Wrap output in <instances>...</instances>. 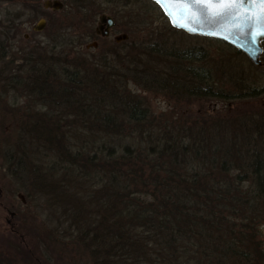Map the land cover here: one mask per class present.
<instances>
[{
	"label": "rangeland",
	"instance_id": "rangeland-1",
	"mask_svg": "<svg viewBox=\"0 0 264 264\" xmlns=\"http://www.w3.org/2000/svg\"><path fill=\"white\" fill-rule=\"evenodd\" d=\"M45 1L52 0H0V263L4 261L12 262L11 264H98L92 254V246L82 239L88 227L87 223H90L87 222L88 220L86 223L85 219H88L87 216L97 218V214L93 207L89 210V207L86 208L84 204L90 200H86L87 196L99 195L107 191V187L110 190L109 187H115V185L109 186L105 180L93 178L94 172L89 167L84 168L80 165L72 169L68 167L63 143L56 144L54 147L48 143L46 148L41 150L36 141L33 150V145L29 142V145L23 151L21 150L19 147L21 140L26 141L28 135L18 131V124H28L30 120L38 122V119H44L41 115L45 113V110L35 106L41 99L30 93L31 88L15 91L14 87L12 91L7 81L11 75H15L17 80L25 81L21 87L28 83L29 70L15 57L17 46L15 41H18V46L21 48L26 45L25 42L23 43L24 35L43 43L47 38H50L52 43L62 40L64 44L61 51L64 53L59 56V51H55L52 55L61 59L59 61L63 64H66L68 60L81 67L73 68L71 65V68L66 71L73 69L72 73L77 71L81 77L89 75V79L96 85H93V92L85 93L90 96L93 94L97 96L100 92L104 94L105 90L110 88L108 78L112 75L134 71L147 79L145 69L150 70V73L157 75L159 79L168 80L169 83L173 80L181 84L186 83L189 90L193 89V86L188 83L190 78L185 74L191 69H196L195 71L199 73L209 70L208 77H211V80L220 81L218 85L224 89V92L234 91L230 76L233 77L232 80L241 78L238 79L241 80L239 84L246 80L260 89L264 87V44L263 53L260 56L261 64L256 67L244 55L235 54L233 48L220 42L191 37L174 31L160 10L148 0H58L63 3V10L59 13L49 11L51 17L48 26L41 33H34L37 19L28 18L26 11L28 9L23 8V5L28 2L42 6ZM100 15L112 17L115 21L116 27L109 39H90V37L76 39L80 34L92 33L96 29ZM15 23L20 27V33L16 36ZM122 34L128 36L127 42L114 44V38ZM92 44H96L97 49L86 47ZM186 52L192 55L198 54L203 58L200 67L185 61ZM46 58L50 59L48 55ZM64 58L67 60H62ZM197 68L200 69L197 70ZM56 72L60 76V71L56 70ZM164 74L167 76L165 77ZM137 79L136 77L135 80L130 79L128 82L123 80L124 85L116 81L114 87H120L122 95L127 93L138 98L154 113L153 117L149 116L145 129L149 130L155 138L160 135L158 133L160 129H165L167 134L172 130L174 132L170 134L174 135L177 132L178 135L175 138L184 137L182 139L188 146L195 145L200 135L205 138L215 136L211 131L212 128L214 131L216 128H222L218 123H212L215 118L210 120L209 117L234 118L264 109L263 96L235 103L227 99L224 104L216 99L194 101L193 98L185 95L178 97L167 90L145 89L142 84L137 83ZM49 81L52 83L51 77ZM104 95L106 96V93ZM104 95L97 97L99 99L96 100V102H103L106 106L101 107L100 112H113L107 108V103L110 101L108 98L104 101ZM52 99L55 101L54 104H60L67 97L60 96ZM116 99L120 97L116 95ZM122 102L130 101L124 98ZM124 123L122 130L125 131L124 136L138 143L135 137H129V130L136 133L138 129L130 126L133 123ZM78 124V127L80 126L78 131L83 132V124ZM177 124L178 130H175ZM69 127L70 124H63L65 132ZM140 133L145 134L144 128H141ZM218 134L221 136L220 132ZM167 136L163 137V144L166 143ZM111 138L115 146V140L118 138ZM253 139L256 141L255 137ZM221 140L215 139V142L210 145L217 148L221 143L223 147L225 142ZM129 143L132 144V141ZM66 144L70 148L68 151L72 154L78 150L82 151L79 139L77 141L67 139ZM211 152V149L207 152L203 151L205 154H211ZM83 153L87 154V150H83ZM228 176L234 178L236 173H228ZM244 177L246 176H241L242 180L240 179L237 185L240 187L237 192L241 194L238 192L235 198L239 199L242 205L247 202L246 213H242L241 208L239 211L236 203L231 205L226 212L225 223L221 222L212 229L213 243L202 253V255L211 254V258L204 260V264L208 262L210 264H242L240 259L233 257L241 252L239 250L241 246L254 250L258 259L256 264H264V221L263 224L255 226V232L251 226L246 227L248 231L244 229L240 231L242 224L240 225L239 220L245 214L246 218L254 216L264 219V203L258 198V194L253 192L252 181H244ZM218 178L223 184L228 181L224 180L222 175ZM229 191L234 192L232 189ZM96 198L94 196L93 200ZM80 199L84 205L83 212L78 210ZM87 209L90 211L88 215L85 213ZM76 210L79 213L75 214ZM11 214H15V232L4 224ZM98 215L100 217V214ZM70 217L79 220L80 224L69 221ZM77 226L78 231H76ZM94 226L96 227V223ZM232 237L240 243L233 241L227 244L226 238ZM248 240L252 242L250 245ZM208 241L211 243V239ZM196 261L201 262V258L197 256Z\"/></svg>",
	"mask_w": 264,
	"mask_h": 264
},
{
	"label": "trees",
	"instance_id": "trees-1",
	"mask_svg": "<svg viewBox=\"0 0 264 264\" xmlns=\"http://www.w3.org/2000/svg\"><path fill=\"white\" fill-rule=\"evenodd\" d=\"M41 7L40 4L32 5L28 2L23 5V8L30 11L31 19H37L42 15ZM90 35L91 33L80 34L76 39L82 40ZM55 51L60 53L61 50L50 49L53 55ZM235 54L240 55L236 52ZM42 55V52H35L37 59ZM53 55H50L48 62L42 61L40 70L29 69L26 86L21 87L25 81L23 79L17 81L15 75L7 79L12 91L14 87L15 91L29 87L36 92L31 90L33 96L45 100L44 102L39 100V103L35 104L37 108L42 107L45 110L41 115L44 119L18 124V131L28 135L26 141L21 140L19 147L23 151L30 142L34 150V145L36 146L38 141L37 145L44 150L48 143H51V147L63 143L68 167L71 169L79 165L89 167L94 172L93 178L98 177L100 181L103 179L109 186L115 185L109 187L110 190L107 187L108 192L87 196L86 200H90L84 204L89 210L93 207L97 214V218L87 216L85 222L88 220L90 223L86 222L88 227L82 235L84 242L92 246L95 261H98V264H202V262L204 264V260L211 258V254L202 253L213 243L212 229L221 222L225 223L226 212L231 205L236 203L238 210L241 208L242 213H246L247 202L243 203V206L240 200L235 198L239 192L237 190L240 189L237 185L241 176H246L244 181H252L253 192L255 191L264 203V109L234 118L209 117L210 120L213 118L217 120L214 119L212 123L216 122L222 127L215 129L221 136L212 128L215 136L205 138L200 135L195 145L188 146L182 139L184 137L175 138L177 132L174 135L170 134L174 132L170 129L169 135L165 133V129H160L158 132L160 135L155 138L145 129L149 116L153 117L154 113L138 98L127 93L122 95L121 88L114 87L115 82L119 81L124 85L128 80H135L137 77V83L142 84L145 89L167 90L178 97L185 95L193 98L194 101L216 99L223 104L227 99L235 103L264 97V87L258 89L246 80L239 84L241 80L238 79L241 78L232 80L233 77L230 76L234 91L224 92L218 85L220 81L208 77L209 70L201 72L207 74H201L196 72V69H191L185 74L190 78L188 83L193 86V89L189 90L186 83L181 84L174 80L169 83L168 80L165 81L161 77L159 79L157 75L145 69L147 79L134 71L112 75L108 78L110 88L108 91L105 90L106 96L103 92L97 96L94 94L90 96L85 93L93 92L95 84L89 79V75L81 77L77 71L72 73L73 69L66 71L71 65L73 68L81 67L66 58L62 59L67 60L66 64H63L59 61L61 59ZM184 56L187 63L195 64L197 67L203 63V58L198 54L186 52ZM56 70L60 71V76ZM50 77L53 84L49 81ZM101 95H104V101L108 98L111 102L107 103V108L113 112H100L101 107H106L103 102H96L99 99L97 97ZM116 95L120 99H116ZM60 96L67 99L62 100L60 104H54L52 98ZM124 98L130 102L123 103ZM31 119L33 120V117ZM124 122L133 123L130 126L138 129L136 133L129 130V137H135L138 143L124 136L125 131H122ZM64 123L70 124L66 132L63 128ZM78 123L83 124V132L78 131L80 130ZM141 128H144L145 134L140 133ZM175 130H178V124ZM110 136L118 138L115 140V146ZM165 136L167 139L163 144ZM95 138L98 140H93ZM67 139L76 141L79 139L82 151L70 153L68 151L70 148L66 144ZM215 139L219 141L222 139L225 145L222 147L220 143L219 147L216 148L214 145L212 147L210 144H213ZM131 141L132 144L129 143ZM210 149L211 154L203 153ZM83 150H87V154H84ZM228 173H236V177L231 178ZM84 174L86 175L85 172ZM220 175L228 181L221 183L218 178ZM230 189L234 192H230ZM94 196L97 197L96 200H93ZM224 196L231 198L224 199ZM78 201V210L83 212L84 205L81 199ZM78 210L75 214L79 213ZM89 212L88 209L85 211L87 215ZM244 218L246 214L239 220L240 225L242 224L240 231L242 229L248 231L246 227L251 226L255 232V226L263 224L264 221L263 217ZM70 220L77 225L80 224L79 220L71 217ZM85 222L82 220L83 224ZM76 228L78 231V226ZM210 239L211 243L208 241ZM226 241L227 244L233 241L240 243L235 241L234 237L226 238ZM248 242L249 245L252 243L251 240ZM239 250L240 253L233 255L235 259H240L242 264L257 263V254L255 256L254 250L243 246L241 249L239 247ZM197 256L201 258V262L196 261Z\"/></svg>",
	"mask_w": 264,
	"mask_h": 264
},
{
	"label": "snow or ice",
	"instance_id": "snow-or-ice-1",
	"mask_svg": "<svg viewBox=\"0 0 264 264\" xmlns=\"http://www.w3.org/2000/svg\"><path fill=\"white\" fill-rule=\"evenodd\" d=\"M173 27L253 46L264 37V0H154Z\"/></svg>",
	"mask_w": 264,
	"mask_h": 264
},
{
	"label": "flooded vegetation",
	"instance_id": "flooded-vegetation-1",
	"mask_svg": "<svg viewBox=\"0 0 264 264\" xmlns=\"http://www.w3.org/2000/svg\"><path fill=\"white\" fill-rule=\"evenodd\" d=\"M52 1H58V0H52ZM52 1H50V2H52ZM61 4H62V8L60 10H53L52 8H48V9L42 8V15L37 18L36 24L40 20H42L44 22V24H43L41 31L33 30L34 33H41L45 29V27L48 26L49 20L51 17V13H59L63 10L64 5H63V3H61ZM26 11L28 13L27 14L28 18H30L29 17L30 11H28V10H26ZM45 11H46V13H45ZM49 11L51 13H49ZM101 18L102 19L104 18L103 22H101ZM108 19H110L112 21V24L110 27L108 26ZM115 27H116L115 21L112 17L106 16V15H100L98 18L96 29H94L93 32L91 33L90 39L91 38H100L103 40H108L109 37L111 36V34L114 33L113 30ZM15 33H16L15 36L20 33V27L16 23H15ZM127 39H128V36L124 35V34L116 36L114 38V44L118 45L121 43H125V42H127ZM24 42L26 43V45H24V47L19 48L18 41H15V46L17 45L15 47V49H16L15 57H16V59L22 61L25 64V66H28V67H26V69H28V70L29 69L30 70L31 69L32 70H34V69L40 70L39 67L42 65V61L48 62L49 59H47L46 56L48 55L50 57V55H52V53L50 52V49L54 48L55 50H57V49L61 50L63 48V44H64V42L62 40L59 42H56V43H52L50 38H47L46 42H44V43L43 42H37V41L29 38L28 35L23 36V43ZM93 42H95V41H93ZM86 47L92 48V49H97L96 44L87 45ZM36 51H39V53L42 52V54H43L39 59H37L35 56ZM60 53L62 55L64 52L60 51ZM21 55H23V56L21 58H19V56H21ZM25 55H26V57H25ZM17 68H19V66ZM18 71H20V70H18ZM15 79H17V77ZM17 81H19V79ZM4 224L7 227H10V229H12L13 232H15V230H14L15 229V214H11L10 218H8L4 221ZM11 263H5L4 261H2V264H11Z\"/></svg>",
	"mask_w": 264,
	"mask_h": 264
},
{
	"label": "water",
	"instance_id": "water-1",
	"mask_svg": "<svg viewBox=\"0 0 264 264\" xmlns=\"http://www.w3.org/2000/svg\"><path fill=\"white\" fill-rule=\"evenodd\" d=\"M149 1L155 3L154 0H149ZM43 7L45 9L52 8L53 10H60L62 8V4L60 2H58V1H52V2L46 1V2L43 3ZM160 10L162 11L161 8H160ZM162 13L166 17V15L164 14L163 11H162ZM167 20L169 21L168 18H167ZM103 21H104V18L103 19L101 18V22H103ZM43 24H44V22L42 20H40L37 23V26L35 27V30L36 31H41L42 27H43ZM111 24H112V21L110 19H108V26L110 27ZM169 24L171 25L172 28H174L176 30H179V31H183V30H181L179 28L173 27L172 24L170 23V21H169ZM183 32L186 33L187 35H190V36H197V37L209 38V39H214V40H217V41H221V42L225 43L226 45L234 48L237 52H240V53L244 54L246 56V58L248 59V61L250 63H252L254 66H260V64H261L260 56H261L262 51H263L262 47H261V43L264 42V37L260 38V40L257 42V44L255 46H253L251 43H246L243 47H239L236 44H234V43H232L230 41H226V40L221 39V38L210 37V36H205V35H193V34H190V33L186 32V31H183Z\"/></svg>",
	"mask_w": 264,
	"mask_h": 264
}]
</instances>
